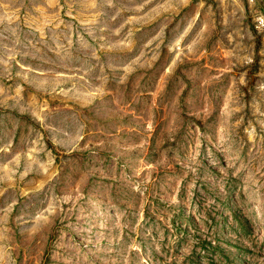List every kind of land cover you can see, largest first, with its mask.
I'll return each mask as SVG.
<instances>
[{
  "label": "rangeland",
  "instance_id": "obj_1",
  "mask_svg": "<svg viewBox=\"0 0 264 264\" xmlns=\"http://www.w3.org/2000/svg\"><path fill=\"white\" fill-rule=\"evenodd\" d=\"M0 264H264V0H0Z\"/></svg>",
  "mask_w": 264,
  "mask_h": 264
}]
</instances>
